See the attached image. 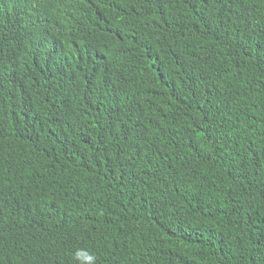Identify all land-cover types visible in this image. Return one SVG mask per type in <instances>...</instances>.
<instances>
[{
	"label": "trees",
	"instance_id": "trees-1",
	"mask_svg": "<svg viewBox=\"0 0 264 264\" xmlns=\"http://www.w3.org/2000/svg\"><path fill=\"white\" fill-rule=\"evenodd\" d=\"M264 264V0H0V264Z\"/></svg>",
	"mask_w": 264,
	"mask_h": 264
},
{
	"label": "clouds",
	"instance_id": "clouds-1",
	"mask_svg": "<svg viewBox=\"0 0 264 264\" xmlns=\"http://www.w3.org/2000/svg\"><path fill=\"white\" fill-rule=\"evenodd\" d=\"M73 264H97L94 253L84 248H78L72 253Z\"/></svg>",
	"mask_w": 264,
	"mask_h": 264
}]
</instances>
